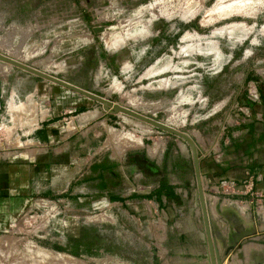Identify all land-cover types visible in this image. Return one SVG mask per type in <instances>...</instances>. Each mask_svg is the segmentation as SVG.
Listing matches in <instances>:
<instances>
[{
  "label": "rangeland",
  "instance_id": "1",
  "mask_svg": "<svg viewBox=\"0 0 264 264\" xmlns=\"http://www.w3.org/2000/svg\"><path fill=\"white\" fill-rule=\"evenodd\" d=\"M0 52L188 133L209 159L264 89V0H0ZM0 85V152L29 146L52 115L53 146L65 148L72 177L90 166L118 177L138 168L162 183L155 197L144 193L142 235L121 192L116 202L79 198L57 185L55 165L48 191L0 228V264H180L169 227L189 211L172 182L190 177L197 190L187 141L1 60Z\"/></svg>",
  "mask_w": 264,
  "mask_h": 264
},
{
  "label": "crops",
  "instance_id": "2",
  "mask_svg": "<svg viewBox=\"0 0 264 264\" xmlns=\"http://www.w3.org/2000/svg\"><path fill=\"white\" fill-rule=\"evenodd\" d=\"M3 91L0 85V110L5 104ZM78 102L71 100V107ZM241 110L244 115L237 122L238 126L225 131L219 154L203 159L204 186L218 264H264V89L260 87L256 102L246 101ZM52 118L49 115L40 120L29 133L25 140L29 146L13 152H0V228L9 224L31 203L32 195L48 191L51 185L48 174L54 175L53 167L60 165L62 169L57 173V185L67 193L79 198L90 193L106 202H116L112 200V194L121 192L117 198L122 200L124 210L141 214V234L144 235L143 226H146L148 214V198L144 193L152 192V197H155L162 185L155 171L153 175L146 176L137 168L118 177L109 170L90 166L84 173H80L79 168L75 169L77 176L72 177L71 170H67L69 163L63 155L65 148L53 146L52 128L56 125ZM156 152L157 149L152 154ZM194 180L186 178L187 185H182L185 179L176 177L172 182L177 185L173 194L186 206L189 204V211L178 210L170 224L174 242V249L170 251L176 255L177 263L209 264L203 214L197 190L192 191L190 187ZM249 181L254 183L253 191L243 190V183ZM119 182L121 187L117 190L116 183ZM140 188L141 202L138 199ZM136 199L141 206L129 207V203ZM153 210L156 212V207ZM155 219L153 225L160 230V221Z\"/></svg>",
  "mask_w": 264,
  "mask_h": 264
},
{
  "label": "water",
  "instance_id": "3",
  "mask_svg": "<svg viewBox=\"0 0 264 264\" xmlns=\"http://www.w3.org/2000/svg\"><path fill=\"white\" fill-rule=\"evenodd\" d=\"M0 60L4 61V62H8L12 65L17 66V67L23 68V69H25V70L33 73V74H36L40 77L48 79V80L55 82L57 84H60L64 87H67V88L74 90L78 93H81L85 96H88L89 98H92L96 101H99L108 107H112L115 111L123 112L125 114L136 117L142 121L149 122V123L155 125L156 127L161 128V129L168 131L170 133H173V134L183 138L185 141H187V143L191 147L192 155H193L195 178H196V183H197V194H198V199L200 202V208H201V211L203 214L205 233H206L207 243H208V247H209V260H210L209 264H218L217 252H216V247H215V243H214L213 235H212V231H211V223H210V219H209L208 204H207L206 192H205V186H204L203 156L199 152L197 141L192 136H190L188 133H186L182 130H179L175 127L167 125V124L160 122L156 119L148 117L147 115H144L142 113L134 111L130 108L124 107L121 104L115 103V101L112 98H105V97L100 96L94 92L83 89L77 85H74L68 81H65L59 77H56L52 74H49V73H47L41 69H38V68L31 66L27 63H24L22 61H19L13 57H10L4 53H1V52H0Z\"/></svg>",
  "mask_w": 264,
  "mask_h": 264
},
{
  "label": "bare ground",
  "instance_id": "4",
  "mask_svg": "<svg viewBox=\"0 0 264 264\" xmlns=\"http://www.w3.org/2000/svg\"><path fill=\"white\" fill-rule=\"evenodd\" d=\"M223 1V0H222ZM227 1V0H226ZM229 1V0H228ZM221 2V1H220ZM238 3H239V1H237ZM237 2H235V3H233L232 2V4H236L237 5ZM219 3V2H218ZM223 3V2H222ZM227 3V2H226ZM230 3V2H229ZM225 4V2L223 3V5ZM240 4V3H239ZM226 6V5H225ZM229 6H231V5H229ZM232 6H234V5H232ZM231 6V7H232ZM219 8V7H218ZM223 8V7H222ZM227 8H228V5H227ZM221 9V8H220ZM224 9V8H223ZM226 9V8H225ZM115 103H117V102H115ZM119 104V103H118ZM123 106V105H122ZM35 107V106H34ZM124 107H126V106H124ZM112 108V107H111ZM128 108V107H127ZM29 109V108H28ZM133 110V109H132ZM135 111V110H134ZM123 113V112H122ZM128 115V114H127ZM131 116V115H130ZM148 116V115H147ZM133 117V116H132ZM148 117H150V116H148ZM136 118V117H135ZM138 119V118H137ZM154 119V118H153ZM140 120V119H139ZM39 121V120H38ZM145 122V121H144ZM146 123H149V122H146ZM149 124H151V123H149ZM151 125H153V124H151ZM168 125V124H167ZM155 126V125H154Z\"/></svg>",
  "mask_w": 264,
  "mask_h": 264
}]
</instances>
